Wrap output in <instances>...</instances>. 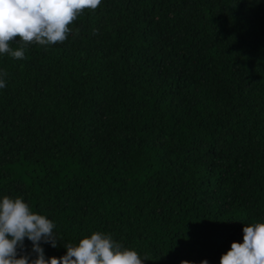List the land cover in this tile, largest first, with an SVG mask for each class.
Masks as SVG:
<instances>
[{
    "label": "trees",
    "instance_id": "obj_1",
    "mask_svg": "<svg viewBox=\"0 0 264 264\" xmlns=\"http://www.w3.org/2000/svg\"><path fill=\"white\" fill-rule=\"evenodd\" d=\"M70 27L0 55V199L55 223L47 258L99 231L220 264L264 223V0H102Z\"/></svg>",
    "mask_w": 264,
    "mask_h": 264
},
{
    "label": "clouds",
    "instance_id": "obj_2",
    "mask_svg": "<svg viewBox=\"0 0 264 264\" xmlns=\"http://www.w3.org/2000/svg\"><path fill=\"white\" fill-rule=\"evenodd\" d=\"M101 4L102 0H0V55L22 60L30 44L48 48L64 43L73 32L70 25L84 10L95 11ZM16 38L19 47L13 48ZM7 76V71L0 70V89L6 87ZM55 228L52 220L33 212L22 197L4 196L0 199V264H144L149 260L99 231L75 246L63 243L64 256L47 258L42 244L57 248L62 242ZM243 234V243L233 242L220 264H264V223L245 225ZM25 239L32 242L31 253Z\"/></svg>",
    "mask_w": 264,
    "mask_h": 264
}]
</instances>
